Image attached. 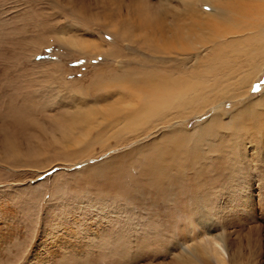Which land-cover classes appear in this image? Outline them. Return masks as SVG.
<instances>
[{
  "label": "rangeland",
  "instance_id": "obj_1",
  "mask_svg": "<svg viewBox=\"0 0 264 264\" xmlns=\"http://www.w3.org/2000/svg\"><path fill=\"white\" fill-rule=\"evenodd\" d=\"M134 3L182 8L0 0V264H174L194 235L221 239L228 260L259 248L264 264V64L239 59L225 90L200 74L185 108L127 128L138 90L103 83L196 76L207 53L123 39Z\"/></svg>",
  "mask_w": 264,
  "mask_h": 264
},
{
  "label": "bare ground",
  "instance_id": "obj_2",
  "mask_svg": "<svg viewBox=\"0 0 264 264\" xmlns=\"http://www.w3.org/2000/svg\"><path fill=\"white\" fill-rule=\"evenodd\" d=\"M180 2L182 8L169 9L163 6L156 11L148 10V4L138 6L134 3L129 10L131 15L125 18V27L119 31L123 39L140 41L139 43L151 53L171 55L206 50V56L202 57L205 68L196 76L171 79L169 75L154 73L136 81L129 79L130 77L119 76L116 81L103 83L107 87L106 90L117 92L119 87L138 90L139 108L135 114L126 117L124 123L127 124V128H134L140 122L159 116L166 110L185 108L195 99L196 89L200 86L215 82L218 88L225 87L223 80L227 73L240 71L239 59L245 60L246 66L249 62L251 68L256 64L258 66L264 64V0H180ZM83 8L88 7L85 5ZM258 57L262 60L256 63ZM231 61L234 63L230 64ZM200 74L209 76V83L207 81L205 83L203 79L194 80ZM115 107L116 112L123 111L121 105ZM243 124L239 127L244 128ZM260 132L264 134V129ZM237 139L243 140L239 137ZM220 141L223 146V137ZM213 145L212 150L219 155L213 153L215 163L217 158L225 157V151L223 152L222 146ZM217 170L220 171V166ZM222 170V173L226 172L227 167H222ZM2 209L4 211V208ZM7 210L9 214L12 213V210ZM205 236L194 235L190 242L183 241V253L176 257L174 264L259 263L257 260L259 248H255V252H249L244 247L245 249L233 253L228 260L221 239L216 236L212 238ZM1 241L5 243L7 239ZM250 249L252 250V247Z\"/></svg>",
  "mask_w": 264,
  "mask_h": 264
}]
</instances>
